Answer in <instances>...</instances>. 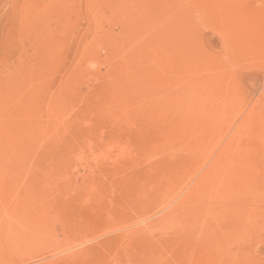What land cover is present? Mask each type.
I'll list each match as a JSON object with an SVG mask.
<instances>
[{"label": "rangeland", "instance_id": "1", "mask_svg": "<svg viewBox=\"0 0 264 264\" xmlns=\"http://www.w3.org/2000/svg\"><path fill=\"white\" fill-rule=\"evenodd\" d=\"M263 135L264 0H0V264H264Z\"/></svg>", "mask_w": 264, "mask_h": 264}, {"label": "bare ground", "instance_id": "2", "mask_svg": "<svg viewBox=\"0 0 264 264\" xmlns=\"http://www.w3.org/2000/svg\"><path fill=\"white\" fill-rule=\"evenodd\" d=\"M176 1H177V0H176ZM230 1H231V0H230ZM235 1H236V0H235ZM168 2H169V1H168ZM237 2H238V1H237ZM242 2H243V0H242ZM182 3H183V2H182ZM184 4H185V3H184ZM209 4H210V3H209ZM213 7H214V6H213ZM213 9H214V8H213ZM213 9H212V10H213ZM237 9H238V8H237ZM167 12H168V11H167ZM213 13H214V12H213ZM168 14H169V13H168ZM261 14H263V13H261ZM117 15H118V14H117ZM211 15H212V12H211ZM237 17H238V16H237ZM244 17H245V16H244ZM255 17H256V16H255ZM260 17H261V16H260ZM213 19H214V18H213ZM213 19H212V20H213ZM230 19H231V18H230ZM245 19H246V18H245ZM259 19H260V18H259ZM167 20H168V19H167ZM212 20H211V21H212ZM238 20H239V19H238ZM255 20H256V19H255ZM260 20H261V19H260ZM164 21H165V20H164ZM213 21H214V20H213ZM213 21H212V22H213ZM255 22H256V21H255ZM158 23H159V22H158ZM196 23H197V22H196ZM196 23H195V24H196ZM163 24H164V23H163ZM166 24H167V22H166ZM182 24H183V23H182ZM253 25H254V24H253ZM242 26H243V25H242ZM246 26H247V25H246ZM249 26H250V25H249ZM249 26H248V27H249ZM167 27H168V26H167ZM167 27H166V28H167ZM240 27H241V26H240ZM240 27H239V28H240ZM244 27H245V26H244ZM235 28H237V27H235ZM249 28H250V27H249ZM190 29H192V28H190ZM191 31H192V30H191ZM226 31H228V30H225V32H226ZM235 31H236V30H235ZM198 32H199V31H198ZM246 32H247V31H246ZM236 33H237V31H236ZM249 34H250V33H249ZM189 35H190V34H189ZM233 35H234V34H233ZM245 35H246V34H245ZM221 36H222V35H221ZM224 36H225V35H224ZM199 37H200V36H199ZM247 37H248V36H247ZM235 38H236V37H235ZM145 39H146V38H145ZM254 39H255V38H254ZM138 40H139V39H138ZM139 41H140V40H139ZM133 45H134V44H133ZM147 45H149V44H147ZM131 47H132V46H131ZM186 49H187V48H186ZM224 58H225V57H224ZM192 59H193V58H192ZM194 60H195V59H194ZM194 60H193V61H194ZM205 60H207V59H205ZM224 60H226V59H224ZM193 61H192V62H193ZM195 62H196V61H195ZM207 63H208V62H207ZM96 64L98 65V63H96ZM196 64H197V63H196ZM232 64H233V63H232ZM205 67H206V66H205ZM229 67H230V66H229ZM217 71L219 72V70H217ZM205 72H207V71H205ZM213 72H214V71H213ZM218 72H214V73H218ZM220 72H221V71H220ZM118 73H119V71H118ZM207 73H208V72H207ZM198 74H200V73H198ZM204 75H205V74H204ZM209 75H210V74H209ZM169 76H170V75H169ZM197 76H198V75H197ZM210 76H211V75H210ZM221 76H222V75H221ZM223 76H224V75H223ZM193 77H194V75H193ZM207 77H209V76H207ZM212 77H213V76H212ZM171 78H172V77H171ZM203 78H204V77H203ZM152 79H153V78H152ZM219 79H220V78H219ZM169 80H170V79H169ZM203 80H206V79H203ZM210 80H211V77H210ZM210 80H209V82H210ZM221 80H222V79H221ZM167 81H168V79H167ZM211 81H212V80H211ZM218 81H219V80H218ZM222 81H223V80H222ZM192 82H193V81H192ZM198 82H200V80H199ZM202 82H204V81H202ZM202 82H201V83H202ZM168 83H169V82H168ZM170 83H171V82H170ZM170 83H169V84H170ZM211 83H212V82H211ZM207 84H209V83H207ZM122 85H123V84H122ZM193 85H194V84H193ZM165 86H166V85H165ZM169 86L171 87V85H169ZM189 86H190V85H189ZM172 87H173V86H172ZM172 87H171V88H172ZM176 87H177V86H176ZM191 87H192V86H191ZM210 87H212V85H210ZM163 88H164V87H163ZM178 88H179V87H178ZM182 88H183V87H182ZM206 88H207V87H206ZM160 89H161V88H160ZM172 89H173V88H172ZM172 89H171V90H172ZM176 89H177V88H176ZM186 89H187V87H186ZM191 89H192V88H190V90H191ZM173 90H175V89H173ZM178 90H179V89H178ZM184 90H185V89H184ZM182 91H183V90H182ZM187 91H188V89H187ZM207 91H209V90H207ZM188 92H189V91H188ZM133 93H134V92H133ZM174 93H175V92H174ZM180 93H181V92H180ZM165 94H166V93H165ZM176 94H177V93H176ZM176 94H174V96H175ZM191 94H192V91H191ZM206 94H207V92L205 93V96H206ZM171 95H172V94H171ZM178 95H179V93H178ZM194 95H195V94H194ZM194 95H193V98H194ZM165 96H166V95H165ZM165 96H164V98H165ZM180 96H181V95H180ZM188 96H190V95H188ZM195 96H196V95H195ZM205 96H204V97H205ZM182 97H184V95H183ZM202 97H203V96H202ZM204 97H203V98H204ZM208 97H209V96H208ZM160 98H161V97H160ZM179 98H180V97H179ZM184 98H185V97H184ZM191 98H192V97H191ZM200 98H201V97H200ZM200 98H199V99H200ZM186 99H187V98H186ZM204 99H205V98H204ZM204 99H203V100H204ZM235 99H236V98H235ZM189 100H190V99H189ZM189 100H188V101L186 100V101H187V107H188V104H189ZM191 100H192V99H191ZM203 100H202V101H203ZM218 100H219V99H218ZM218 100H216V101L218 102ZM212 101H213V100H212ZM220 101H221V100H220ZM232 101H233V99L231 100V102H232ZM172 102H173V101H172ZM179 102H180V101H179ZM194 102H196V101H194ZM203 102L205 103V100H204ZM206 102H207V98H206ZM227 102H228V101H227ZM234 102H235V101H234ZM169 103H170V102H169ZM201 103H202V102H201ZM204 103H203V104H204ZM207 103H208V102H207ZM207 103H205V106H206ZM209 103H210V102H209ZM218 103H219V102H218ZM218 103H217V104H218ZM228 103H229V102H228ZM235 103H236V102H235ZM175 104H176V103H175ZM192 104H193V103H192ZM230 104H231V103H230ZM232 104H233V103H232ZM232 104H231V105H232ZM236 104H237V103H236ZM169 105H170V104H169ZM179 105H180V104H179ZM185 105H186V104H185ZM189 105H190V104H189ZM194 105H195V104H193L192 106L194 107ZM210 105H212V104H210ZM222 105H225V104H222ZM222 105H221V107H222ZM227 105H229V104H227ZM231 105H230V106H231ZM170 106H171V105H170ZM174 106H175V105H174ZM176 106H177V105H176ZM183 106H184V105H183ZM197 106H199V104H198ZM197 106H196V107H197ZM212 106H213V105H212ZM214 106H215V105H214ZM230 106H226V108H228V107H230ZM203 107H204V105H203ZM207 107H208V105H207ZM217 107H218V106H217ZM217 107H216V109H217ZM219 107H220V106H219ZM221 107H220V108H221ZM233 107H234V106H233ZM189 108L192 109L191 106H190ZM168 109H169V107H168ZM183 109H184V108H183ZM193 109H195V108H193ZM193 109L191 110L192 112H193ZM199 109H202L201 106L198 108V111H196V110H197V109H196V110L193 112L194 115H196V117L199 115V113H200V116H202V114H205L204 116H206V114H207V117H208V112H210V111H208L209 109H206V110H207V113H206V112H205V113H204V112L201 113V111H200ZM171 110H172V108H171ZM184 110H185V109H184ZM203 110H204V109H203ZM203 110H202V111H203ZM206 110H204V111H206ZM253 110H254V109H253ZM163 111H164V110H163ZM181 111H182V110H181ZM187 111H188V110H187ZM221 111H222V108H221ZM226 111H227V109H226ZM167 112H168V110H167ZM195 112H199V113H196V114H195ZM251 112H252V111H251ZM172 113H173V111H172ZM180 113H181V112H180ZM189 113H190V112H189ZM210 113H211V112H210ZM117 114H118V113H117ZM158 114H159V113H158ZM160 114H163V112L160 113ZM176 114H177V113H176ZM197 114H198V115H197ZM220 114H221V113H220ZM220 114H219V112H218V115H217V116H218V119H219V115H220ZM222 114H223V113H222ZM164 115H165V114H164ZM166 115H167V114H166ZM182 115H183V114H182ZM215 115H216V114H215ZM183 116H184V115H183ZM204 116H203L202 118H204ZM225 116H226V115H225ZM225 116H224L223 118H225ZM157 117H158V116H157ZM163 117H164V116H163ZM196 117L193 116L192 118H196ZM164 118H165V117H164ZM171 118H172V117H171ZM198 118H199V117H198ZM226 118H227V117H226ZM165 119H166V118H165ZM207 119H210V118L208 117ZM218 119H217V120H218ZM183 120H184V119H183ZM187 120H188V118H187ZM211 120H213V117H211ZM191 121H192V120H191ZM202 121H203V120H202ZM202 121H201V122H202ZM214 121H215V120H214ZM168 122H169V121H168ZM246 122H247V121H246ZM190 124H191V123H190ZM211 124H212V123H211ZM247 124H248V123H247ZM195 125H196V123H195ZM213 125H214V124H213ZM210 126H211V125H210ZM188 127H189V126H188ZM188 127H187V128H188ZM197 127H198V126H197ZM246 128H247V127H246ZM191 129H193V128H191ZM243 130H244V129H243ZM244 131H245V130H244ZM244 131H243V133H245ZM248 131H249V130H248ZM248 131H247V132H248ZM261 131H262V130H261ZM186 133H187V132H186ZM262 133H263V132H262ZM235 134H236V133H235ZM42 135H43V134H42ZM192 135H193V134H192ZM236 135H238V134H236ZM236 135H235V136H236ZM240 135H241V134H240ZM193 136H194V135H193ZM238 136H239V135H238ZM241 136H242V135H241ZM241 136H240V137H241ZM247 136H248V135H247ZM263 136H264V135H263ZM236 137H237V136H236ZM240 137H239V138H240ZM242 137H243V136H242ZM244 137H246V136H244ZM260 137H261V136H260ZM186 138H187V137H186ZM231 138H232V137H231ZM263 138H264V137H263ZM241 139H242V138H241ZM231 140H232V139H231ZM259 140H260V139H259ZM240 141H241V140H240ZM185 143H186V142H185ZM229 143H230V142H229ZM238 143H239V142H238ZM262 143H264V142H262ZM186 144H187V143H186ZM232 144H233V143H232ZM206 145H207V144H206ZM228 145H229V144H228ZM186 146H187V145H186ZM194 146H195V144H194ZM263 146H264V145H263ZM0 147H1V146H0ZM236 148H237V147H235L234 150H237ZM185 149H186V148H185ZM238 149H240V148H238ZM261 149H262V148H261ZM7 150H9V149L7 148ZM237 151H238V150H237ZM4 152L6 153V150H4ZM230 152H231V151H230ZM247 152H248V151H247ZM249 152H250V151H249ZM253 152H254V151H253ZM255 152H257V151H255ZM8 153L10 154V152H8ZM14 153H15V152H14ZM231 153H232V152H231ZM237 153H238V152H237ZM235 154H236V153H235ZM6 155H7V153H6ZM6 155H5V156H6ZM10 155H11V154H10ZM17 155H18V154H16V156H17ZM226 155H227V154H226ZM231 155H232V154H231ZM233 155H234V154H233ZM5 156H4V157H5ZM2 157H3V156H2ZM6 158H11V157H7V156H6ZM6 158H2V159H6ZM14 158H15V157H14ZM14 158H13V159H14ZM246 158H247V156H246ZM0 159H1V157H0ZM15 159H16V158H15ZM7 160H8V159H7ZM7 160H5L6 163H7ZM9 160H10V159H9ZM0 161H1V160H0ZM12 161H13V160H12ZM8 162L10 163L11 160L8 161ZM4 163H5V162H4ZM9 163H8V164H9ZM252 163H253V162H252ZM1 164H3L2 161H1ZM3 165H4V164H3ZM9 165H10V164H9ZM245 165H246V164H245ZM212 166H213V165H212ZM242 167H245V169H247L246 166H243V165H242ZM214 169H216V168H214ZM235 171H236V170H235ZM231 172H232V171H231ZM234 173H236V172H234ZM244 173H245V172H244ZM234 175H235V174H234ZM226 176H227V175H226ZM244 177H245V176H244ZM250 177H251V176H250ZM218 178H219V177H218ZM224 179H225V177H224ZM221 180H222V179H221ZM248 180L250 181V178H249ZM215 183H216V182H215ZM219 183H220V182H219ZM249 183H251V182H249ZM247 185H248V184H247ZM249 185H250V184H249ZM218 189H219V188H217V190H218ZM212 191H213V190H212ZM215 191H216V189H215ZM213 192H214V191H213ZM201 194H202V193H201ZM217 194H218V193H217ZM217 194H216V195H217ZM219 194H220V193H219ZM260 194H261V193H260ZM262 194H263V193H262ZM210 195H211V194H210ZM217 196H218V195H217ZM231 196H232V195H231ZM250 196H251V195H250ZM252 196H253V195H252ZM245 197H246V196H245ZM226 198H227V197H226ZM229 198H230V196H229ZM235 198H236V197H235ZM239 198H240V197H239ZM256 198H257V197H256ZM233 199H234V198H233ZM233 199H232V201H234ZM240 199H241V198H240ZM224 200H226V199L224 198ZM210 201H211V200H210ZM220 201H222V200H220ZM215 202H216V201H215ZM226 202H227V201H226ZM226 202H225V203H226ZM228 202H229V200H228ZM228 202H227V203H228ZM236 202H237V201H235V203H236ZM185 205H186V204H185ZM188 207H189V206H188ZM213 207H215V206L213 205ZM225 208H226V207H225ZM210 210H211V209H210ZM228 210H229V209H228ZM197 212H199V211H197ZM197 212H196V213H197ZM208 213H211V211H210V212H207V214H208ZM216 213H218V212H216ZM228 213H229V212H228ZM211 215H213V214H211ZM233 215H234V214H233ZM177 216H178V215H177ZM258 218H259V217H258ZM246 219H247V222H248V219H250V217L248 216ZM185 220H187V219L185 218ZM250 221H251V219H250ZM252 221H253V220H252ZM181 222H182V221H181ZM254 222H255V221H254ZM175 223H176V222H175ZM216 223H217V222H216ZM248 223H250V222H248ZM255 223H256V222H255ZM185 224H186V223H185ZM218 224H219V223H218ZM260 224H261V223H260ZM260 224H259V225H260ZM198 225H199V223H198ZM201 225L203 226L204 224H201ZM180 226H181V225H180ZM168 227H169V226H168ZM170 228H171V227H170ZM175 228H176V227H175ZM177 228H178V227H177ZM173 229H174V227H173ZM173 229H172V231H173ZM157 230H158V229H157ZM167 230H171V229H167ZM257 230H258V229H257ZM168 232H169V231H168ZM197 232H198V231H197ZM204 232H206V231L204 230ZM243 232H244V231H243ZM156 233H157V232H156ZM233 233H234V232H233ZM241 233H242V232H241ZM165 234H166V232H165ZM209 234H210V233H209ZM256 234H257V233H256ZM197 235H198V233H197ZM206 235H207V233H206ZM210 235H211V234H210ZM246 235H247V234H246ZM251 235H252V234H251ZM253 235H254V234H253ZM234 236H235V235H234ZM249 236H250V235H249ZM257 236H258V235H257ZM10 237L12 238L13 236H10ZM255 237H256V236H255ZM198 239H199V238H198ZM236 239H237V238H236ZM239 240H241V239H239ZM249 240H250V239H249ZM207 241H208V240H207ZM199 242H200V241H199ZM240 242H241V241H240ZM188 243H189V242H188ZM204 243H205V242H204ZM191 244H193V243H191ZM213 244H214V243H213ZM234 244H235V243H234ZM234 244H232V245H234ZM194 246H195V245H194ZM207 246H209V245H207ZM229 247H230V246H229ZM184 248H185V247H184ZM190 248H191V247H190ZM215 248H216V247H215ZM184 250H185V249H184ZM214 250H215V249H214ZM181 251H182V250H181ZM214 252H215V251H214ZM214 252H213V253H214ZM227 252H228V251H227ZM227 252H226V253H227ZM237 253H238V251H237ZM183 256H184V255H183ZM227 256H229V255H227ZM236 256H237V255H236ZM185 257H186V256H185ZM191 257H192V256H191ZM220 257H221V256H220ZM233 257H234V255H233ZM222 260H223V258H222Z\"/></svg>", "mask_w": 264, "mask_h": 264}]
</instances>
